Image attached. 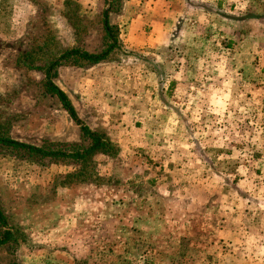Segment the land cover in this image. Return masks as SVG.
<instances>
[{
    "label": "rangeland",
    "instance_id": "374dc122",
    "mask_svg": "<svg viewBox=\"0 0 264 264\" xmlns=\"http://www.w3.org/2000/svg\"><path fill=\"white\" fill-rule=\"evenodd\" d=\"M129 7L0 0V135L82 143L46 67L69 48H105V13L120 42L54 77L112 151L75 161L0 147V206L16 235L1 264H264V0H223L217 31L187 39L168 65L135 59L119 26Z\"/></svg>",
    "mask_w": 264,
    "mask_h": 264
},
{
    "label": "crops",
    "instance_id": "0c3cea01",
    "mask_svg": "<svg viewBox=\"0 0 264 264\" xmlns=\"http://www.w3.org/2000/svg\"><path fill=\"white\" fill-rule=\"evenodd\" d=\"M129 8H123L119 17L132 19L128 26L120 27L127 30L131 48L137 51L135 59L141 54L153 58L156 63L162 61L168 65L173 59L175 49L184 51L186 40L190 44L201 39L204 28L217 31L220 22L215 20L216 12L223 0H125ZM229 1V0H228ZM128 6V5H126ZM125 7V6H124ZM224 19L230 20L223 26L235 24V17L227 14ZM212 26V27H211ZM217 26V27H215ZM221 29H226V27ZM242 26L243 23H242ZM210 29V31H211ZM124 33V31H123ZM180 72L178 80L180 88L187 87L189 78ZM139 76V74H138ZM177 76V75H176Z\"/></svg>",
    "mask_w": 264,
    "mask_h": 264
},
{
    "label": "trees",
    "instance_id": "16d2710c",
    "mask_svg": "<svg viewBox=\"0 0 264 264\" xmlns=\"http://www.w3.org/2000/svg\"><path fill=\"white\" fill-rule=\"evenodd\" d=\"M103 23L105 37L110 40L107 42L105 48L96 53L84 51L79 47L69 48L55 58L54 61H51L46 67V90L51 95L57 96L72 118L81 125L83 142L79 144H68L47 141L43 145L38 146L19 141L8 135H0V147L20 151L39 158L72 159L75 161H84L97 151H112L111 149L114 147L112 142L104 134L93 131L88 125L83 124L78 118L68 95L54 82V77L58 74V68L61 65L71 63L84 67L86 65L97 64L107 60L110 54L120 47L118 36L114 31V26L109 21L108 13H105ZM15 245L16 235L14 229L0 206V250L9 248L12 251L15 249Z\"/></svg>",
    "mask_w": 264,
    "mask_h": 264
}]
</instances>
